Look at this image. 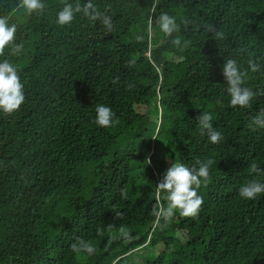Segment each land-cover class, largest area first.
<instances>
[{
  "label": "trees",
  "instance_id": "1",
  "mask_svg": "<svg viewBox=\"0 0 264 264\" xmlns=\"http://www.w3.org/2000/svg\"><path fill=\"white\" fill-rule=\"evenodd\" d=\"M64 2L28 15L20 0H0L24 45L0 59L17 65L25 92L17 111L0 113V264H264V194L238 195L254 178L248 166L264 169V128L253 123L264 113V0H93L111 30L82 13L57 25ZM161 12L177 18L171 37L154 24ZM249 55L259 71L247 70ZM229 57L255 93L246 108L229 106ZM97 104L114 111L110 127L95 124ZM204 111L217 144L197 130ZM197 158L213 160L197 216L157 226L153 208L167 203L157 182ZM77 238L96 251L78 257Z\"/></svg>",
  "mask_w": 264,
  "mask_h": 264
},
{
  "label": "clouds",
  "instance_id": "2",
  "mask_svg": "<svg viewBox=\"0 0 264 264\" xmlns=\"http://www.w3.org/2000/svg\"><path fill=\"white\" fill-rule=\"evenodd\" d=\"M19 7L28 15H31L33 13H41L45 5L44 0H20ZM77 13H82L90 21L100 20L109 30L112 28L111 18L98 10L93 0H84L83 6L80 4L74 6L65 0L63 6L56 12L55 23L60 26L68 25L73 21ZM154 24L161 33L168 37L180 30L177 18L167 12H161L154 19ZM206 30L209 33L214 32L218 39L224 38V33L215 30L214 26L210 25ZM16 31L17 25L16 23H10V16L7 14L0 15V55H3L6 46H10L12 55L19 56L22 54L24 45L22 43H14ZM171 44L177 48L182 47L181 39L178 36L171 39ZM241 51H245V49H241ZM247 66L249 72H257L261 67L258 60L251 55L247 59ZM221 74L225 81L229 106L248 107L255 93L249 87L244 86L245 71L241 68L237 59L231 57L223 58ZM24 101V85L18 75L17 65L8 59H0V113L11 114L17 111ZM114 118L115 113L109 106L103 104L95 106L94 122L97 126L108 128L113 124ZM195 121L199 133L202 136H206L210 143L217 144L221 141V133L213 126V115L211 112H200L195 117ZM253 123L258 127L264 128V113L254 118ZM148 163H150L149 159H147ZM212 164L213 160L208 158H197L191 166L179 161L170 164L156 184L157 190L166 194L165 200L167 202L166 206L161 204L153 208V216L157 226H166L176 212L182 217L197 216L203 203V198L198 194L197 190L202 183L206 184L208 182L209 168ZM248 171L254 175V178L249 179L239 187L238 195L242 199L251 201L264 194V182L256 178L264 174V169L259 168L256 163H251L248 166ZM161 221H163V224ZM119 232L124 238L129 236L128 231L123 227L119 229ZM97 233L100 234L101 230L97 229ZM70 249L78 257L81 254L90 255L96 251L90 242L81 238H77L71 243Z\"/></svg>",
  "mask_w": 264,
  "mask_h": 264
},
{
  "label": "rangeland",
  "instance_id": "3",
  "mask_svg": "<svg viewBox=\"0 0 264 264\" xmlns=\"http://www.w3.org/2000/svg\"><path fill=\"white\" fill-rule=\"evenodd\" d=\"M140 111V110H139Z\"/></svg>",
  "mask_w": 264,
  "mask_h": 264
}]
</instances>
